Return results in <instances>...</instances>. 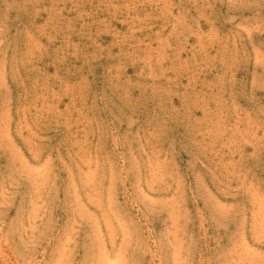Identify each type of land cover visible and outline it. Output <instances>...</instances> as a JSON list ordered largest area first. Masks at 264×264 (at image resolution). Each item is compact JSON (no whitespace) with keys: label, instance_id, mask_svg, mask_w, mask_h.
<instances>
[{"label":"rangeland","instance_id":"374dc122","mask_svg":"<svg viewBox=\"0 0 264 264\" xmlns=\"http://www.w3.org/2000/svg\"><path fill=\"white\" fill-rule=\"evenodd\" d=\"M0 264H264V0H0Z\"/></svg>","mask_w":264,"mask_h":264}]
</instances>
